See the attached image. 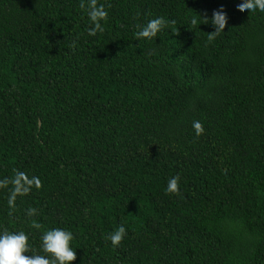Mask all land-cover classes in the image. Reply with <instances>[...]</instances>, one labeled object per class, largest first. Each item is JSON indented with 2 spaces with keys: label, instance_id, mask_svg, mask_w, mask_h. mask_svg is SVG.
<instances>
[{
  "label": "trees",
  "instance_id": "obj_1",
  "mask_svg": "<svg viewBox=\"0 0 264 264\" xmlns=\"http://www.w3.org/2000/svg\"><path fill=\"white\" fill-rule=\"evenodd\" d=\"M154 17L164 29L137 40ZM53 227L73 234L70 264H264V11L0 0V230L45 255Z\"/></svg>",
  "mask_w": 264,
  "mask_h": 264
},
{
  "label": "clouds",
  "instance_id": "obj_2",
  "mask_svg": "<svg viewBox=\"0 0 264 264\" xmlns=\"http://www.w3.org/2000/svg\"><path fill=\"white\" fill-rule=\"evenodd\" d=\"M235 6L240 10H259L264 11V0H235ZM105 13L96 8H90L89 17L93 21V26L88 30V35L93 36L97 30H102L97 22L98 17H103ZM200 16V15H199ZM201 17V16H200ZM213 27V31L208 32L207 39L211 41L216 35L223 32L225 28L227 14L223 5L214 9L210 17L203 18ZM166 21L162 17H154L147 20L144 24L138 25V30L134 32V37L148 40L157 37V33L164 29ZM192 128L199 135L202 131V125L198 120H193ZM165 191L176 193L178 191V178L172 176L167 180ZM11 204V200L9 201ZM36 209L29 208L26 215L32 216ZM126 234L123 225H118L106 237L115 247L118 246ZM73 240V234L70 230L53 227L46 229L40 235V250L45 255L29 254L28 238L23 231L0 230V264H70L76 259V251L70 246Z\"/></svg>",
  "mask_w": 264,
  "mask_h": 264
}]
</instances>
